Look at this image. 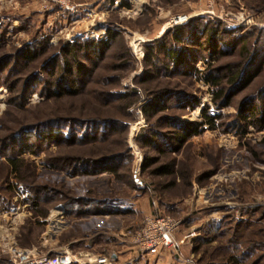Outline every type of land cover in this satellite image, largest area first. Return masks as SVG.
I'll return each instance as SVG.
<instances>
[{"label": "rangeland", "instance_id": "obj_1", "mask_svg": "<svg viewBox=\"0 0 264 264\" xmlns=\"http://www.w3.org/2000/svg\"><path fill=\"white\" fill-rule=\"evenodd\" d=\"M183 16L247 34L254 59L237 50L220 64L250 63L260 74L248 87H227L218 102L203 80L142 83L145 43ZM108 27L123 40L95 65L80 58L94 69L86 90L50 97L61 72L48 59L60 64L64 44L104 38ZM166 88L189 93L193 106L171 98L147 118L143 107ZM107 90L137 94L108 103ZM261 95L264 0H0V264H20L21 253L37 264L55 256L70 264H264V128H238L241 108ZM205 108L219 115L217 127L179 143L175 120L201 121ZM146 138L154 143L142 145ZM109 165L117 172H97ZM164 165L174 174L154 173ZM150 215L179 222L175 246L144 253L123 236Z\"/></svg>", "mask_w": 264, "mask_h": 264}, {"label": "trees", "instance_id": "obj_2", "mask_svg": "<svg viewBox=\"0 0 264 264\" xmlns=\"http://www.w3.org/2000/svg\"><path fill=\"white\" fill-rule=\"evenodd\" d=\"M238 32V29L229 27L222 20H210L205 17H193L188 22L177 24L168 29L162 36L145 43L143 62L146 68L139 78L142 83H152L159 78L171 77H183L193 80V82L203 80L213 89L216 102L223 100V98L228 99L227 97L230 95H228L227 87H248L261 72L260 67H251L250 63L246 66L242 65L241 62L239 65H234V63L220 64L224 57L233 54L237 50L244 58L249 56L250 60L254 59L252 54H248V47L245 46L248 38L247 34L237 36ZM121 39L123 40V31L120 28L108 27L107 36L104 38L68 41L64 44L62 52L65 53L67 59L61 61L60 64H58L60 58H49L47 61L49 65L55 64L54 70L58 71L60 69L61 72L56 79L57 89L50 92V97L77 95L81 90H86L87 84L92 80L94 69L80 58H86V60L91 61V64L95 65ZM35 52L34 49L26 53L30 61L37 58ZM200 61L204 62L205 69H200L197 66ZM54 70L51 73L52 76L55 75ZM176 92L168 88L155 92V96L150 103L143 107L146 117L151 118L166 109L168 107L167 102L171 98L182 99L183 108L193 106L192 95L186 92ZM135 94H137L136 90L125 93L107 90L102 95V99L112 103L119 99H128ZM258 99L259 104L248 102L241 108L238 128L242 127V133L246 132L249 125L264 128V95H261ZM134 102L127 103L125 107L131 106ZM218 119L219 115L211 114L209 108L203 110L201 121L177 119L175 122L179 123L180 131L175 135V138L179 143H185L192 136L200 134L205 125L216 128ZM112 120L107 119L104 122ZM153 143V139L146 138L142 145L147 146ZM9 163L14 172L20 170L18 162L14 159H10ZM148 164L147 161H144L142 168L145 170ZM103 168L97 169V172L102 170L117 172V169L111 165L105 166V169ZM174 172L173 165H164L157 168L154 173L169 175L174 174ZM35 205L37 206V202H35ZM42 215L45 216L43 213Z\"/></svg>", "mask_w": 264, "mask_h": 264}, {"label": "built area", "instance_id": "obj_3", "mask_svg": "<svg viewBox=\"0 0 264 264\" xmlns=\"http://www.w3.org/2000/svg\"><path fill=\"white\" fill-rule=\"evenodd\" d=\"M181 18V17H180ZM187 16L180 19V23L188 21ZM179 222L170 216L150 215L138 226L128 228L123 236L127 237L129 242L138 250L144 253L155 252L158 249L175 246L173 234L178 228ZM20 264H37L35 260H31L26 253H21ZM108 257L101 255L97 259L98 263H107ZM71 258L68 256H55L49 264H70Z\"/></svg>", "mask_w": 264, "mask_h": 264}, {"label": "bare ground", "instance_id": "obj_4", "mask_svg": "<svg viewBox=\"0 0 264 264\" xmlns=\"http://www.w3.org/2000/svg\"><path fill=\"white\" fill-rule=\"evenodd\" d=\"M180 19H182V17L181 18H179V20L177 19V21H180ZM174 21H176V19L174 20ZM168 28V26L161 32V34H163L165 31H166V29ZM140 162V161H139ZM138 162V163H139ZM70 258V257H69Z\"/></svg>", "mask_w": 264, "mask_h": 264}, {"label": "water", "instance_id": "obj_5", "mask_svg": "<svg viewBox=\"0 0 264 264\" xmlns=\"http://www.w3.org/2000/svg\"><path fill=\"white\" fill-rule=\"evenodd\" d=\"M179 20V18H177Z\"/></svg>", "mask_w": 264, "mask_h": 264}]
</instances>
